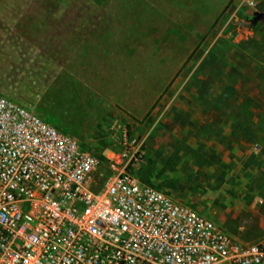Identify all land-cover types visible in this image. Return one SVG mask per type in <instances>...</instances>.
Instances as JSON below:
<instances>
[{"label": "rangeland", "instance_id": "rangeland-1", "mask_svg": "<svg viewBox=\"0 0 264 264\" xmlns=\"http://www.w3.org/2000/svg\"><path fill=\"white\" fill-rule=\"evenodd\" d=\"M255 11L264 0H0V95L78 139L98 161V188L130 172L257 242L264 18L251 23ZM209 114L217 124L245 117L247 149L232 156L193 139L190 120Z\"/></svg>", "mask_w": 264, "mask_h": 264}, {"label": "built area", "instance_id": "built-area-1", "mask_svg": "<svg viewBox=\"0 0 264 264\" xmlns=\"http://www.w3.org/2000/svg\"><path fill=\"white\" fill-rule=\"evenodd\" d=\"M97 162L0 95V264H264V239L239 241L130 172L98 188Z\"/></svg>", "mask_w": 264, "mask_h": 264}, {"label": "crops", "instance_id": "crops-1", "mask_svg": "<svg viewBox=\"0 0 264 264\" xmlns=\"http://www.w3.org/2000/svg\"><path fill=\"white\" fill-rule=\"evenodd\" d=\"M195 92V99L197 102H200V87H196ZM208 92H210V89H208ZM206 101L208 109L211 108L214 111L217 105L215 93H212L211 96L209 95ZM221 119L222 121L217 124L213 114L211 116L209 114L206 118L200 116L192 118L190 125H192V129L194 130L193 139L197 138V141L201 142V146L222 149L232 156L237 155L240 150H246L249 140L241 122L242 120H246V118L241 116L235 118L224 116Z\"/></svg>", "mask_w": 264, "mask_h": 264}, {"label": "water", "instance_id": "water-1", "mask_svg": "<svg viewBox=\"0 0 264 264\" xmlns=\"http://www.w3.org/2000/svg\"><path fill=\"white\" fill-rule=\"evenodd\" d=\"M264 18V12L255 11L254 17L250 20L251 23H256L258 20ZM245 23V22H244Z\"/></svg>", "mask_w": 264, "mask_h": 264}]
</instances>
